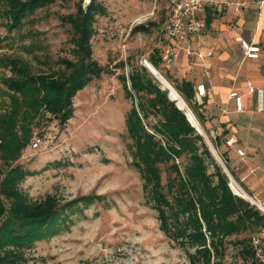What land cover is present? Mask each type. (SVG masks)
<instances>
[{
  "label": "trees",
  "instance_id": "16d2710c",
  "mask_svg": "<svg viewBox=\"0 0 264 264\" xmlns=\"http://www.w3.org/2000/svg\"><path fill=\"white\" fill-rule=\"evenodd\" d=\"M71 1L0 0V16L16 29L37 12ZM107 14L103 0H77L72 11L59 14L69 34V48L67 56L56 60L57 68L49 66V70L34 73L30 62L21 57L0 59L1 66L11 72L3 79L10 91L9 101L0 110V264H27L28 249L60 233L68 211L77 203L94 200L92 195L63 202L56 194L33 200L21 183L34 171L19 160L39 122L57 121L65 126L74 116L75 96L103 75H116L125 97L131 100L125 114L130 165L141 177L145 202L155 210L165 236L185 252L189 264H224L231 247L241 264H264V241L260 246L254 241L264 231V214L233 191L205 138L169 96V90L148 67L131 57L113 65L94 58L96 22ZM156 26V22L138 24L132 33H150ZM163 52L155 49L150 63L184 98L235 176L228 149H223L229 132L210 134L192 81L164 73Z\"/></svg>",
  "mask_w": 264,
  "mask_h": 264
},
{
  "label": "rangeland",
  "instance_id": "374dc122",
  "mask_svg": "<svg viewBox=\"0 0 264 264\" xmlns=\"http://www.w3.org/2000/svg\"><path fill=\"white\" fill-rule=\"evenodd\" d=\"M76 1L39 11L16 29L0 16V59L21 57L30 62L34 73L57 68L56 60L67 56L69 48V34L58 16L72 11ZM103 1L108 14L98 17L92 40L94 58L101 64L113 65L128 57L144 64L155 49L163 51L172 44L165 32L168 1ZM149 22L157 23L150 33H132L138 24ZM259 42L264 75V29ZM161 67L169 74L163 62ZM10 74L0 61V110L9 101L3 79ZM74 107V116L65 126L43 120L35 128L19 160L34 174L21 188L33 200L47 194H56L63 202L92 195L94 200L77 203L68 211L60 233L28 249L27 264H189L185 252L160 230L155 210L145 202L141 177L130 165L125 114L131 100L125 97L121 81L116 75L93 80L75 96ZM251 124L248 129L238 126L246 163L233 156L230 167L238 174L252 170L251 180L257 182L258 177L264 179V113ZM226 145L223 149L229 154L232 146ZM235 165L242 168L240 172ZM235 172L236 183L254 195ZM260 183L264 185L263 180ZM241 262L231 247L224 264Z\"/></svg>",
  "mask_w": 264,
  "mask_h": 264
},
{
  "label": "crops",
  "instance_id": "0c3cea01",
  "mask_svg": "<svg viewBox=\"0 0 264 264\" xmlns=\"http://www.w3.org/2000/svg\"><path fill=\"white\" fill-rule=\"evenodd\" d=\"M231 1L245 2V6L241 12L235 11V4H229L218 9L206 8L199 13V16L208 22V31L201 45L202 50L213 51L212 55L206 57V66L196 58L195 54L188 55L184 52H180L176 66L164 65L172 78L192 81L194 92L198 83L206 84L207 95L200 110L203 113L205 126L212 136H220L228 131V135L236 134L239 138L238 126L248 129L250 125H254L251 121H255L256 115L264 113L254 112L256 96L249 92V83L264 87V75L261 72L262 56L257 59L247 58L236 37L240 36L253 44L260 43L264 29V0ZM172 45L176 48L181 46L175 41ZM233 91L242 96L245 111H236L235 100L230 98V93ZM261 119L259 118L258 121ZM237 148L245 150L241 140L231 147L228 154L230 165L233 156L241 163H246V151L244 157H241L237 153ZM235 167L239 172L242 169L237 165ZM235 174L255 196L264 198V185L260 183V180L264 181L263 178L258 177L257 182L251 180L252 170L239 174L235 172Z\"/></svg>",
  "mask_w": 264,
  "mask_h": 264
},
{
  "label": "built area",
  "instance_id": "2783aa9c",
  "mask_svg": "<svg viewBox=\"0 0 264 264\" xmlns=\"http://www.w3.org/2000/svg\"><path fill=\"white\" fill-rule=\"evenodd\" d=\"M169 5L168 18L165 23V32L172 41L181 44L179 48H176L172 44H169L163 54L162 61L166 66L174 67L178 64L180 52H184L188 55L195 54L196 58L206 66V57L212 55V50L203 51L202 42L204 36L208 31V22L205 18L199 16V13L206 8L218 9L222 6L235 4V11L241 12L245 6V2H232L231 0H167ZM236 40L240 43V46L245 53V56L249 59H257L260 56V46L253 44L240 36L236 37ZM195 45L196 47H194ZM208 74V72H206ZM249 92L255 94L256 104L254 112H264V87L255 86L249 83ZM207 95V87L204 82L198 83L195 86V100L198 105H204L205 96ZM230 98L235 100V106L237 112L245 111L244 102L242 96L233 91L230 93ZM236 135L232 134L227 140L228 145L234 146L238 143ZM38 142H34V146H38ZM237 153L240 156L245 155V150L242 148L237 149ZM244 198L249 200L260 212L264 214V198H259L255 195L246 194ZM255 244L260 246L264 241L263 233L255 238ZM260 252V249H258Z\"/></svg>",
  "mask_w": 264,
  "mask_h": 264
},
{
  "label": "bare ground",
  "instance_id": "6f19581e",
  "mask_svg": "<svg viewBox=\"0 0 264 264\" xmlns=\"http://www.w3.org/2000/svg\"><path fill=\"white\" fill-rule=\"evenodd\" d=\"M161 74V73H160ZM159 78H160V81H161V83H162V85L166 88V89H168V90H170L171 91V98L173 99V100H175V101H180V107L183 109V110H185L188 114H189V116H190V118H191V120H192V122H193V124H195L196 126H200L201 125V123L199 122V120L197 119V117L195 116V114L193 113V111L189 108V106H188V104H187V102L184 100V98L179 94V92L175 89V87L163 76V75H161V76H159ZM199 123V124H198ZM202 126V125H201ZM231 182H232V188H233V190H234V192H236V193H238V194H242L243 196H247L246 195V191L245 190H243L237 183H236V180H234V178L233 179H231Z\"/></svg>",
  "mask_w": 264,
  "mask_h": 264
},
{
  "label": "water",
  "instance_id": "95a60500",
  "mask_svg": "<svg viewBox=\"0 0 264 264\" xmlns=\"http://www.w3.org/2000/svg\"><path fill=\"white\" fill-rule=\"evenodd\" d=\"M144 65L146 67L149 68V70L160 80L159 76H161L160 72L147 60L144 61ZM171 95V91L169 90V96ZM171 97V96H170ZM176 104L178 105L179 108L180 107V101H176ZM182 109V108H181ZM185 114L187 115V117L189 118L190 122L192 123L193 126L196 127V129L200 132V134L205 138L206 142L208 143L213 155L215 156V158L218 160V162L221 164V166L223 167L224 171L226 172V174L228 175L229 179L231 180L233 178L232 174L230 173L229 169L227 168L225 162L223 161L222 157L220 156V154L218 153L217 149L215 148V146L213 145V143L211 142L210 138L208 137L207 133L205 132V130L203 129V127L200 126H196L195 124H193L189 114L184 110ZM199 124V123H198ZM235 180V179H234ZM230 186L232 188V182L230 181ZM233 189V188H232ZM234 191V190H233ZM236 193V192H235ZM238 194V193H236ZM247 194V193H246ZM242 197V194H238Z\"/></svg>",
  "mask_w": 264,
  "mask_h": 264
}]
</instances>
